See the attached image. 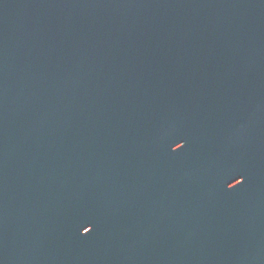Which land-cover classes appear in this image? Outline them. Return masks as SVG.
<instances>
[{"label": "water", "instance_id": "water-1", "mask_svg": "<svg viewBox=\"0 0 264 264\" xmlns=\"http://www.w3.org/2000/svg\"><path fill=\"white\" fill-rule=\"evenodd\" d=\"M0 264H264V0H0Z\"/></svg>", "mask_w": 264, "mask_h": 264}, {"label": "snow or ice", "instance_id": "snow-or-ice-1", "mask_svg": "<svg viewBox=\"0 0 264 264\" xmlns=\"http://www.w3.org/2000/svg\"><path fill=\"white\" fill-rule=\"evenodd\" d=\"M238 183H240V181L239 182H237L236 184H238ZM89 231V229L87 230V232Z\"/></svg>", "mask_w": 264, "mask_h": 264}]
</instances>
